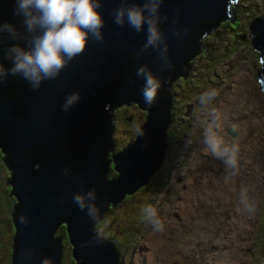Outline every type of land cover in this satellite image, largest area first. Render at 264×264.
I'll return each mask as SVG.
<instances>
[{
	"label": "water",
	"instance_id": "95a60500",
	"mask_svg": "<svg viewBox=\"0 0 264 264\" xmlns=\"http://www.w3.org/2000/svg\"><path fill=\"white\" fill-rule=\"evenodd\" d=\"M236 1L98 0L101 38L89 33L84 50L55 79L44 78L35 88L22 73L12 74L9 55L13 47L31 50L33 34L23 15L14 14L16 0H0V148L11 173L9 197L18 201L12 212V264H61L62 239L55 235L63 224L76 264L124 262L113 242L97 236L96 224L110 202H123L161 169L173 119L171 85L186 80L202 39L220 23H235ZM132 6L144 9L139 31L128 23ZM120 8L125 15L117 24ZM149 20L157 30L151 44ZM249 31L260 55L258 82L264 92V18ZM149 74L159 84L151 105L142 96ZM132 103L147 112V123L134 143L112 156L118 178L109 182L113 111Z\"/></svg>",
	"mask_w": 264,
	"mask_h": 264
},
{
	"label": "rangeland",
	"instance_id": "374dc122",
	"mask_svg": "<svg viewBox=\"0 0 264 264\" xmlns=\"http://www.w3.org/2000/svg\"><path fill=\"white\" fill-rule=\"evenodd\" d=\"M234 9L235 23H221L202 39L204 52L193 59L188 81L175 87L176 121L168 133L170 149L162 168L145 188L111 206L99 223V234L117 244L123 264H264V92L258 82L260 55L252 46L249 31L254 21L264 17V0H239ZM243 88L246 91L242 92ZM211 90L216 97L202 106L200 94ZM233 97L236 105L229 104L226 119L220 120L227 98ZM132 112L136 123L141 124L142 115L136 109ZM216 117L219 135L226 143L238 139L241 148L240 172L228 185L223 180L222 162L213 158L202 142L204 126ZM115 123L113 139L118 152L136 139L139 128L128 126L122 118ZM232 125L238 132L232 131ZM189 139L191 145L186 144ZM4 157L0 150V264H12L15 226L11 215L16 201L9 197L11 188L7 182L11 181V173L2 162ZM116 175L111 172V177ZM243 181L249 187V199L255 198L253 215L242 212L240 203L227 200L230 195L241 197ZM253 184H257L255 189L261 184L260 191H255ZM187 203L190 207L183 213L190 214L194 221L184 227L180 208L186 210ZM148 205L156 209L163 222L162 232L153 231L144 219L143 209ZM243 218L248 219L244 231L234 227ZM62 226L57 237L65 235ZM63 250L62 264H72L71 247L66 245Z\"/></svg>",
	"mask_w": 264,
	"mask_h": 264
},
{
	"label": "clouds",
	"instance_id": "9594fccd",
	"mask_svg": "<svg viewBox=\"0 0 264 264\" xmlns=\"http://www.w3.org/2000/svg\"><path fill=\"white\" fill-rule=\"evenodd\" d=\"M100 7L98 0H16L14 14L23 15V24L26 25L27 31L33 34V46L31 50L20 47L9 50L13 62L12 74L22 73L26 80L33 82L35 88L39 87V82L44 78L55 79L66 63L84 50L89 33L95 35L97 39L101 38L100 29L103 27V20L98 11ZM151 11L155 12V8ZM143 13L144 9L139 6H132L126 11L128 23L137 31L145 22ZM124 15L125 9L117 10V24L123 23ZM148 24L150 34L148 42L151 44L157 39V30L151 20ZM38 30L39 34H36ZM139 71L143 73L144 69L141 68ZM158 88V82L149 74L142 90L146 104L151 105ZM216 95L214 90L202 92L199 96L200 104L206 105ZM213 116H216L215 112ZM217 121L218 117L204 126L202 142L205 150L222 162L223 180L228 183L240 172L241 148L238 139H234L231 143L225 142L216 130ZM232 131L238 132L236 125H232ZM191 142L189 139L186 144L191 145ZM248 192V186L241 187V211L246 210L253 215L256 212L255 198L249 199ZM76 199L79 201L80 198ZM143 213L144 219L151 224L153 231L164 230V224L153 206L148 205L143 209Z\"/></svg>",
	"mask_w": 264,
	"mask_h": 264
},
{
	"label": "flooded vegetation",
	"instance_id": "af4514ba",
	"mask_svg": "<svg viewBox=\"0 0 264 264\" xmlns=\"http://www.w3.org/2000/svg\"><path fill=\"white\" fill-rule=\"evenodd\" d=\"M239 1V0H238ZM235 5L236 4H232L231 5V10L232 11H234L235 12ZM221 24V23H220ZM219 24V25H220ZM207 37V36H206ZM200 47H201V51L200 52H204V50H203V46H202V40H201V42H200ZM192 64H193V60H191L189 63H188V65H189V67L191 68V66H192ZM190 73H191V69H190V72H189V74H188V76H187V78H186V80H183V78L181 77V78H179L176 82H174L172 85H171V88H170V92H169V94H170V98H172V100H174V102H173V107H172V116H173V124L170 126V129H169V131H168V133H170V132H172V126L175 124V114H174V111H175V109H176V98H177V94H176V91H175V87H176V85L177 84H182V83H186L187 81H188V78H189V75H190ZM175 104V105H174ZM132 109H136L137 111H139V113L142 115V116H140V118H141V120L143 119V122L141 123V124H137L136 123V119H135V115H134V113L132 112ZM119 118H122V120L124 121V123L125 124H127L128 126H130V127H133V126H137L138 125V130H136L137 132H138V135H139V133H140V131H141V128L145 125V123H146V121H147V112L146 111H144V110H141V108H140V106H138V105H136L135 103H132L130 106H128V105H123V106H120V107H118V108H116L114 111H113V115H112V136H111V142L112 143H114L115 144V148L113 149L114 150V153H113V155L111 154V153H108V161H111V163L109 164V167H108V171H109V173L107 174V176H106V178L108 179V181L110 182V181H113V180H116L117 178H118V173L115 171V167L117 166V164H114V162H113V158H112V156L113 157H116L119 153H121L123 150H125V148L123 149V148H121V149H119L118 150V152H117V150H116V148H117V142L116 141H114V139H113V135H114V132H115V129H116V123L115 122H117V120L119 119ZM137 135V136H138ZM136 139H137V137H136ZM135 139V140H136ZM134 140V141H135ZM133 141V142H134ZM133 142H131V143H133ZM130 143V144H131ZM129 144V145H130ZM128 145V146H129ZM170 147V146H169ZM1 150V149H0ZM7 167V166H6ZM8 169V168H7ZM9 170V169H8ZM115 172L117 175H116V177L114 178V177H111V172ZM10 179V178H9ZM10 181V180H9ZM9 187L11 188V191H12V187H11V185H9ZM146 187V186H145ZM132 195H128V196H126V198L128 199V197H131ZM15 198V197H14ZM15 201H16V204L15 205H17V200L15 199ZM110 205V207L111 206H113V204L112 203H110L109 204ZM114 206H116V205H114ZM110 207H108L107 208V211L103 214V218L106 216V214L108 213V212H110ZM13 211V210H12ZM11 217H12V215H11ZM103 218H102V220H103ZM13 219V218H12ZM102 220H100V222L102 221ZM100 222H98L97 223V225H96V227H97V230H96V227H95V230H96V233L101 237V238H103V239H105V240H107V241H109V242H113L114 244H115V242L114 241H110V240H112L111 238H109V237H104V236H102L101 234H99L100 233V230H99V223ZM62 230H63V232L65 233V235H60V236H58V237H61V238H63V241L65 240V242H64V247L66 246V245H69L70 247H71V245H70V242H69V240H68V234H67V227H66V225L64 224L63 226H62V228H61ZM71 251H72V247H71ZM71 257H72V254H71ZM72 264H76V262L74 261V259H73V257H72Z\"/></svg>",
	"mask_w": 264,
	"mask_h": 264
},
{
	"label": "bare ground",
	"instance_id": "6f19581e",
	"mask_svg": "<svg viewBox=\"0 0 264 264\" xmlns=\"http://www.w3.org/2000/svg\"><path fill=\"white\" fill-rule=\"evenodd\" d=\"M237 2H238V0L236 1V3H234V4H237ZM264 18V17H263ZM260 19H262V18H260ZM259 19H257L256 21H258ZM255 21V22H256ZM254 22V23H255ZM253 39V38H252ZM241 76V75H240ZM239 76V77H240ZM250 76V75H249ZM242 78V77H241ZM251 78V77H250ZM239 79V78H238ZM243 79H244V77H243ZM242 79V80H243ZM236 80H237V77H236ZM252 80V79H251ZM238 81V80H237ZM253 81V80H252ZM240 82L242 83V84H245L243 81H241L240 80ZM237 84V83H236ZM235 86V85H234ZM244 86V85H243ZM234 89V88H233ZM242 92L243 91H246V89L245 88H243L242 90H241ZM240 92V91H239ZM253 93V92H252ZM256 93V92H255ZM238 95V94H237ZM231 96H232V94H231ZM251 96V95H250ZM242 97V96H241ZM236 99V98H235ZM235 99H234V97L233 98H230L229 100H228V98H227V100H226V103L228 104V105H224V107H223V113L221 114V116H222V119H220V120H224V118H225V116L228 114L227 112L229 111V104H235ZM245 100V99H244ZM252 101V100H251ZM261 103V102H260ZM259 103V104H260ZM245 104V103H244ZM249 104V103H248ZM253 104V103H252ZM236 105V104H235ZM257 105V104H256ZM238 106V105H237ZM236 106V107H237ZM243 106V105H242ZM255 106V105H254ZM261 107V106H260ZM256 108V107H255ZM237 111V110H236ZM263 111V110H262ZM235 112V111H234ZM247 112V111H246ZM237 113V112H236ZM253 114H255V113H253ZM241 115V114H240ZM229 116V115H228ZM235 116V115H234ZM254 117V116H253ZM232 118V117H231ZM234 118V117H233ZM241 118V117H240ZM243 118V117H242ZM241 118V119H242ZM226 119V118H225ZM244 119V118H243ZM231 120V119H230ZM233 120V119H232ZM246 121V120H245ZM146 123H147V121H146ZM146 123H145V125H146ZM172 123H173V119H172ZM171 123V124H172ZM237 123V122H236ZM240 122H238V124H239ZM252 123V122H251ZM171 124L169 125V127H168V130L170 129V126H171ZM218 124H220V123H218ZM232 124V123H231ZM233 124H235L234 123V121H233ZM145 125L142 127V128H144L145 127ZM239 126V125H238ZM262 126V125H261ZM168 130H167V134H168ZM140 133H141V131H140ZM139 133V134H140ZM139 136V135H138ZM138 136H137V138H138ZM241 136V135H240ZM168 137H169V135H168ZM242 138V137H241ZM241 140V139H240ZM249 140H250V138H249ZM256 145V144H255ZM169 146H170V138H169V145H168V148H169ZM244 146V145H243ZM254 146V145H253ZM1 149V148H0ZM127 149V148H126ZM254 149H256V147L254 146L253 147V150ZM248 150V149H247ZM260 150V149H259ZM261 150H262V148H261ZM167 151H168V149H167ZM255 152V151H254ZM166 154H167V152H166ZM245 154V153H244ZM246 154H249V153H246ZM245 154V155H246ZM250 155V154H249ZM210 157V156H209ZM257 157H258V155H257ZM249 158V157H248ZM245 159V158H244ZM210 160H212V159H210ZM251 160V159H250ZM165 161V160H164ZM213 161V160H212ZM257 163H258V161H257ZM262 163V162H261ZM117 164V166H118V163H116ZM247 164V163H246ZM212 166V165H211ZM257 167V166H256ZM244 168H245V166H244ZM262 168V167H261ZM220 169V168H219ZM223 169V168H222ZM255 169V168H254ZM33 170H38V167L37 166H34L33 167ZM213 171V170H212ZM261 171V170H260ZM259 171V172H260ZM118 173V172H117ZM206 173V172H205ZM215 174V173H214ZM257 174V173H256ZM223 175V174H222ZM255 175V174H254ZM215 176V175H214ZM251 176V175H250ZM256 176V175H255ZM254 176V177H255ZM261 176V175H260ZM262 177V176H261ZM204 178V177H203ZM218 178V177H217ZM237 179V178H236ZM218 180V179H217ZM239 180V179H238ZM257 180V179H256ZM205 181V180H204ZM250 181V180H249ZM253 181V180H252ZM207 182V181H206ZM214 182V181H213ZM232 183V182H231ZM238 183V182H237ZM242 183H244V181L242 182ZM247 183H249V182H247ZM221 184V183H220ZM224 184V183H223ZM191 185V184H190ZM202 185V184H201ZM227 185H228V183H227ZM247 186V184L246 183H244V186ZM261 185V184H260ZM260 185L258 186V188L257 189H255L256 187H257V184H253V188L255 189V191H260L259 189H260ZM208 186V185H207ZM211 186V185H210ZM216 186V185H215ZM226 186V185H225ZM11 187H12V185H11ZM145 187V186H144ZM242 187V186H241ZM201 188V187H200ZM219 188H220V186H219ZM249 188V187H248ZM142 189V188H141ZM140 189V190H141ZM12 190H13V188H12ZM139 190V191H140ZM233 190H234V188H233ZM139 191H137V192H139ZM206 191V190H205ZM12 192V191H11ZM217 192H218V190H217ZM236 192V191H235ZM202 193V192H201ZM260 193V192H259ZM135 194V193H134ZM197 195V194H196ZM204 195V194H203ZM234 195H237V193H235ZM255 195V194H254ZM259 196V195H258ZM13 197H15V196H13ZM257 197V196H256ZM197 198V197H196ZM212 198V197H211ZM237 197H235V196H228L227 197V200L229 201V202H231V203H240V198L241 197H238L237 199H236ZM16 199V198H15ZM204 200V199H203ZM226 200V201H227ZM199 201V200H198ZM224 201V200H223ZM111 203V202H110ZM109 203V204H110ZM17 205H18V201H17ZM187 209L186 210H183V206H182V209L180 208V214H181V220H182V222H183V225H184V227H186L188 224H189V221L190 220H192V217L190 216V214H186V215H184V211H187L188 210V208L190 207V205H189V203H187ZM204 210V209H203ZM238 213V212H237ZM236 213V214H237ZM179 214V215H180ZM193 214V213H192ZM202 215H203V213H202ZM241 218V217H240ZM199 219V218H198ZM224 220V219H223ZM192 221H194V220H192ZM251 221V220H250ZM14 222V221H13ZM100 222V221H99ZM191 222V221H190ZM237 222V221H236ZM247 222H248V219H245V218H243V219H241L240 220V222H238V223H235L234 224V227L235 228H238V227H241L240 229H242L243 231L245 230L244 229V225H247L248 226V224H247ZM64 225V224H63ZM66 225V224H65ZM97 225V224H96ZM204 226V225H203ZM66 227H67V225H66ZM183 227V228H184ZM205 229V228H204ZM211 229V228H210ZM59 230V229H58ZM206 230V229H205ZM235 230V229H234ZM241 230V231H242ZM204 231V230H203ZM248 231V230H247ZM251 231V230H250ZM95 232H96V230H95ZM15 233H16V230H15ZM185 233V232H184ZM188 233V232H187ZM222 233V232H221ZM228 233V232H227ZM234 233V232H233ZM67 234H68V232H67ZM97 236L99 237V238H101L98 234H97ZM222 236V235H221ZM233 236H235V235H233ZM210 237V236H209ZM59 238H61V237H59ZM59 238H56V235H55V239H59ZM241 238V237H240ZM62 239V244H63V247H64V241H63V238H61ZM101 239H103V238H101ZM247 239H249V238H247ZM246 239V240H247ZM68 240H69V236H68ZM103 240H105V239H103ZM172 240V239H171ZM230 240V239H229ZM164 241V240H163ZM70 242V241H69ZM245 242V241H244ZM248 242V241H247ZM184 244V243H183ZM189 244V243H188ZM71 245V244H70ZM216 245V244H215ZM223 245V244H222ZM235 245V244H234ZM181 246V245H180ZM217 246V245H216ZM215 246V247H216ZM248 246V245H247ZM72 247V246H71ZM239 247H241V246H239ZM182 248V247H181ZM228 248H230V247H228ZM219 249V248H218ZM231 249V248H230ZM240 249V248H239ZM232 250V249H231ZM230 250V251H231ZM238 250V249H237ZM162 252V251H161ZM182 252V251H181ZM167 253V252H166ZM226 253V252H225ZM239 253V252H238ZM171 254V253H170ZM188 254V253H187ZM185 255V254H184ZM187 256V255H186ZM63 257H64V250H63ZM73 257V256H72ZM188 257V256H187ZM233 258V257H232ZM63 260V259H62ZM75 261V260H74ZM124 262H121V264H123ZM223 264H229L227 261H225V262H223Z\"/></svg>",
	"mask_w": 264,
	"mask_h": 264
},
{
	"label": "trees",
	"instance_id": "16d2710c",
	"mask_svg": "<svg viewBox=\"0 0 264 264\" xmlns=\"http://www.w3.org/2000/svg\"><path fill=\"white\" fill-rule=\"evenodd\" d=\"M254 22H255V21H254ZM213 31H214V30H213ZM213 31H212V32H213ZM169 149H170V147L168 148V150H169ZM167 153H168V152H167ZM166 159H167V154H166L165 161H166ZM165 161H164V163H165ZM167 161H168V160H167ZM164 163H163V164H164ZM162 166H163V165H162ZM161 168H162V167H161ZM156 173H157V172H156ZM156 173H155V174H156ZM154 176H155V175H154ZM154 176H153V177H154ZM152 179H153V178H152ZM152 179L150 180L149 184L151 183ZM143 188H145V187H143ZM143 188H142V189H143ZM142 189H141V190H142ZM108 207H110V205H109ZM102 218H103V216H102ZM96 230H97V227H96ZM56 238H59V237H57V235H56ZM110 241H112V240H110ZM115 245L117 246L116 243H115ZM120 252H121V251H120ZM121 256H122V259H123V254H122V253H121ZM63 258H64V257H63ZM62 261H63V260H62ZM61 264H62V263H61Z\"/></svg>",
	"mask_w": 264,
	"mask_h": 264
}]
</instances>
